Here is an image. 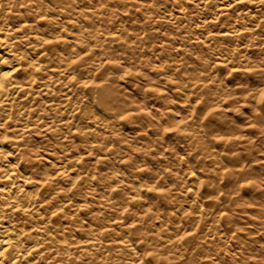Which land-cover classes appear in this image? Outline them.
I'll list each match as a JSON object with an SVG mask.
<instances>
[{
  "label": "clouds",
  "instance_id": "clouds-1",
  "mask_svg": "<svg viewBox=\"0 0 264 264\" xmlns=\"http://www.w3.org/2000/svg\"><path fill=\"white\" fill-rule=\"evenodd\" d=\"M0 264H264V0H0Z\"/></svg>",
  "mask_w": 264,
  "mask_h": 264
}]
</instances>
